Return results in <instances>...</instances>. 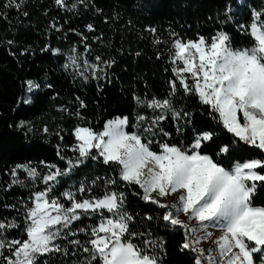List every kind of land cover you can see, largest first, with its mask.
<instances>
[{"label": "snow or ice", "instance_id": "snow-or-ice-1", "mask_svg": "<svg viewBox=\"0 0 264 264\" xmlns=\"http://www.w3.org/2000/svg\"><path fill=\"white\" fill-rule=\"evenodd\" d=\"M25 3L7 0L3 7L20 11ZM54 4L73 15L94 7L93 0ZM249 11L250 25L225 4L209 35L169 29L168 91L159 97L133 89V113L109 114L101 126L82 113L88 106L80 96L75 112L61 106L78 121L68 130L71 143H63L65 129L55 132L64 166L26 161L7 170V189L25 187L29 195L5 204L17 215L0 219V264H167V241L153 231V221L183 229L178 252L189 264H264V0ZM51 28L64 30L55 21ZM86 28L94 31L91 23ZM78 35L84 53L74 44L62 67L74 79L95 80L102 91L116 60L101 54L89 60L88 38ZM237 35L250 42L237 43ZM163 56L157 51L158 60ZM24 84L29 93L53 87L32 79ZM168 120L174 131L165 129ZM28 124L21 120L19 127ZM42 131L49 133L47 125ZM101 169L103 176L93 175ZM129 195L156 206V214L130 210ZM85 218L93 222L83 225Z\"/></svg>", "mask_w": 264, "mask_h": 264}, {"label": "trees", "instance_id": "trees-1", "mask_svg": "<svg viewBox=\"0 0 264 264\" xmlns=\"http://www.w3.org/2000/svg\"><path fill=\"white\" fill-rule=\"evenodd\" d=\"M6 2L0 0V12L7 13L6 19L0 17V219L17 215L12 209L5 208V204L16 203L29 195L25 187L7 189L11 181L8 169L26 161H32L34 165L46 161L64 166L56 155L57 145L62 142L55 132L60 127L65 129L63 143H71L73 138L68 130L78 121L62 111V105L75 112L78 107L75 97L80 96L88 106L86 110L81 109L82 113L94 123L98 118L101 126L109 114L133 113L136 110L131 97L133 89L140 94L148 92L150 96L159 97L168 91L166 81L170 73H165L164 69L170 67L167 63L171 43L169 29L186 37H195L198 32L209 35L223 20L225 4L232 7L239 21L250 25L249 9H259L261 5V0H93L92 9H80V14L73 15L59 9L54 0H26L20 11L14 7L5 10ZM23 11L29 16L24 17ZM53 21L64 26L63 32L51 28ZM89 23L93 24L94 31L86 28ZM148 26L155 27L156 33L147 31ZM78 33L87 37V43L91 45L89 60L96 54L116 60L109 70L110 82H102V91L97 90L95 80L85 83L79 77L74 79L71 69L65 71L62 67L74 44L79 45L80 53H84L82 37ZM94 37L101 39L98 42ZM9 40L14 43L9 45ZM156 40L163 42L156 43ZM240 40L250 42L237 35V43ZM46 45L61 49L65 55L54 54ZM25 48L28 51L21 55ZM157 51L164 53L159 60ZM137 52L140 55L137 56ZM28 79L51 83L53 87H42L29 93L24 84ZM29 98L31 103L26 102ZM146 114L150 115L151 110H146ZM21 120L29 122L28 126L19 127ZM45 125L49 128L48 134L42 131ZM164 127L174 131L171 120L165 122ZM39 168L46 171L44 165ZM96 174L103 176V169L93 172ZM36 187L42 185L37 182ZM128 199L130 210L141 215L145 212L156 214V206L144 203L138 196L129 195ZM92 222L85 218L83 225ZM151 227L167 241V264H189L178 252L183 229L179 226L177 230L165 228L162 221L159 225L151 222ZM80 238L85 237L81 235Z\"/></svg>", "mask_w": 264, "mask_h": 264}, {"label": "rangeland", "instance_id": "rangeland-1", "mask_svg": "<svg viewBox=\"0 0 264 264\" xmlns=\"http://www.w3.org/2000/svg\"><path fill=\"white\" fill-rule=\"evenodd\" d=\"M181 218L183 219V216H182ZM203 246H204V247H208L207 242H204V243H203Z\"/></svg>", "mask_w": 264, "mask_h": 264}]
</instances>
